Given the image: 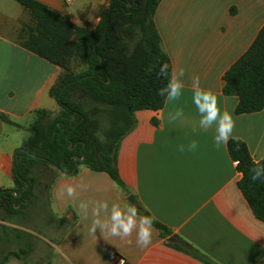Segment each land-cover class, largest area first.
Listing matches in <instances>:
<instances>
[{"label":"crops","instance_id":"obj_1","mask_svg":"<svg viewBox=\"0 0 264 264\" xmlns=\"http://www.w3.org/2000/svg\"><path fill=\"white\" fill-rule=\"evenodd\" d=\"M37 1L70 15L84 29H95L109 7V0ZM2 2L0 113L20 128L0 121V188L12 189L14 154L36 111L60 112L50 90L62 69L19 45L17 37L28 15L20 18ZM154 21L173 73L184 69L182 95L159 111L135 113V127L118 151L120 178L137 201L138 215L140 209L148 212L211 262L264 264V222L254 216L238 187L242 174L229 155L228 142L213 143L215 125L201 129L191 102L192 78L198 76L200 87L214 93L218 107L232 114L235 127L230 139L246 143L254 162L264 160V110L237 115L238 98L223 94L224 74L264 27V0H162ZM176 109H182L183 115L169 122V113ZM154 119L158 126L153 125ZM192 141L197 148L188 151ZM69 185L75 188L73 197L65 192ZM128 197L105 172H94L85 165L74 176L58 171L49 209L60 228L48 227L51 238L43 240L46 254L35 255V264H111L115 256H121L124 264H205L170 245L155 226L151 243L143 250L136 245L135 232L123 240L89 232L92 203L107 202L110 211L113 203L132 205ZM81 201L89 203L87 218L76 207Z\"/></svg>","mask_w":264,"mask_h":264},{"label":"trees","instance_id":"obj_2","mask_svg":"<svg viewBox=\"0 0 264 264\" xmlns=\"http://www.w3.org/2000/svg\"><path fill=\"white\" fill-rule=\"evenodd\" d=\"M13 1L30 14V22L22 23L19 31V45L62 69L50 90L60 112L36 111L29 138L14 154L15 186L0 188V223L30 209L31 171L40 165L53 167L67 176L76 175L78 167L85 165L94 172L107 173L130 196L118 170L120 144L134 129L136 112H156L165 106L164 98L157 95L168 82L166 77L157 75L160 65L168 64L169 74L173 73L154 21L162 0H109L106 14L95 29L76 26L70 15L59 14L37 0ZM133 25L141 27V41L128 54L126 38L131 40L128 32ZM74 61H81L85 70L74 74ZM223 80V94L238 98L237 115L264 110V27L249 49L226 71ZM75 89L81 93V100L90 98L112 109V128L105 141L99 142L94 121L79 104L67 98ZM0 121L20 128L3 113ZM152 123L159 125L157 119ZM228 152L242 174L238 183L241 193L254 216L264 222V181L251 179L255 168L264 167V160L254 162L246 143L236 139H229ZM74 157L84 159L76 161ZM139 214L150 215L143 209ZM153 226L163 238L173 234L155 220ZM169 244L205 264H215L194 248ZM11 255L20 257L17 253Z\"/></svg>","mask_w":264,"mask_h":264},{"label":"rangeland","instance_id":"obj_3","mask_svg":"<svg viewBox=\"0 0 264 264\" xmlns=\"http://www.w3.org/2000/svg\"><path fill=\"white\" fill-rule=\"evenodd\" d=\"M6 2L11 5L7 6L2 2L6 9H9L12 14L20 18L28 15L25 22H30V14L26 9L13 0H6ZM128 35L131 40L126 38V51L129 54L141 41V27L138 25L131 26ZM84 70L85 66L82 65L81 61L72 63L74 74ZM80 96L81 93L75 89L69 93L67 98L79 104L81 109L94 121L97 138L101 143L106 140V134L112 128L113 111L106 104L90 98L81 100ZM29 136L30 131L25 134L21 142H25ZM57 172L53 167L42 165L32 169V205L29 211L24 210L18 215L4 219L0 223V264H35L33 260L35 255L41 253L43 257L45 256L47 247L43 240H50L51 238L48 227L52 225L53 230H59L60 228L54 224L49 209L51 189ZM15 226L20 227L21 230L15 228ZM37 239H39V242ZM12 253H17L20 257H14L11 255ZM40 261L46 262L47 259H41Z\"/></svg>","mask_w":264,"mask_h":264},{"label":"clouds","instance_id":"obj_4","mask_svg":"<svg viewBox=\"0 0 264 264\" xmlns=\"http://www.w3.org/2000/svg\"><path fill=\"white\" fill-rule=\"evenodd\" d=\"M158 76L166 77L167 84L157 91V95L164 98L165 103L175 101L182 95L183 83L180 77L184 76V69L180 68L178 72L169 74V65L161 64L158 69ZM192 97L191 102L195 106L199 115V125L203 130L215 125V135L213 143L216 146L226 144L232 137L235 127V121L232 114L228 111H222L218 107L217 96L209 90L200 87L198 76L192 78ZM183 115L182 109H176L170 112L169 122L175 121ZM195 131V129H194ZM197 148L196 141H192L187 145L188 151H194ZM181 151L184 147L181 146ZM252 181H264V167H257L253 170ZM68 197L75 195V188L71 185L65 188ZM76 207L85 218L89 215V203L81 201ZM108 212L107 216H101V213ZM91 224L89 226L90 233H97L108 236L126 239L135 232L136 245L141 249L147 248L152 240L154 217L151 215H138L137 206L135 204L120 207L113 203L109 211L107 202L92 203L91 207Z\"/></svg>","mask_w":264,"mask_h":264},{"label":"water","instance_id":"obj_5","mask_svg":"<svg viewBox=\"0 0 264 264\" xmlns=\"http://www.w3.org/2000/svg\"><path fill=\"white\" fill-rule=\"evenodd\" d=\"M84 158H81V159H78L77 157H74V160L76 161H80V160H83ZM78 164V163H77ZM128 201L131 203V204H135L137 206V208H139L138 204H137V201L135 199V197L133 195H130L128 197ZM169 241L171 243H175V244H178L180 245L181 247L183 248H186V249H190L191 247L185 242L183 241L180 237H178L177 235H172L170 238H169Z\"/></svg>","mask_w":264,"mask_h":264},{"label":"built area","instance_id":"obj_6","mask_svg":"<svg viewBox=\"0 0 264 264\" xmlns=\"http://www.w3.org/2000/svg\"><path fill=\"white\" fill-rule=\"evenodd\" d=\"M111 264H124V259L121 256H115L111 260Z\"/></svg>","mask_w":264,"mask_h":264}]
</instances>
